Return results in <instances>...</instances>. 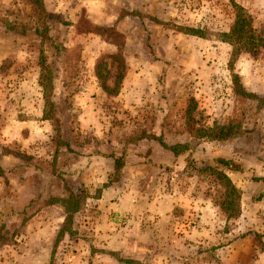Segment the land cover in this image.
<instances>
[{"label":"rangeland","instance_id":"rangeland-1","mask_svg":"<svg viewBox=\"0 0 264 264\" xmlns=\"http://www.w3.org/2000/svg\"><path fill=\"white\" fill-rule=\"evenodd\" d=\"M237 9L264 39V0H0V264H264V47L221 40ZM39 117L46 139L17 125ZM216 158L228 197L196 172ZM107 185L170 219L136 237L149 212Z\"/></svg>","mask_w":264,"mask_h":264},{"label":"crops","instance_id":"crops-1","mask_svg":"<svg viewBox=\"0 0 264 264\" xmlns=\"http://www.w3.org/2000/svg\"><path fill=\"white\" fill-rule=\"evenodd\" d=\"M30 90H32V86L29 87ZM14 121V120H13ZM17 121V120H15ZM21 127H28V128H32V127H35L36 130H39V132L41 131L42 133V130H46V125H47V119H44V118H30V119H22L21 121H17V125H21ZM27 132H30V130L28 129H23V134H26ZM43 135V139H44V134L42 133ZM46 139V137H45ZM22 143H31V140L29 137H25V135L22 136V139H21ZM36 146L35 148L36 149H39V151H41L40 149L43 148L44 146V142L42 141H38L35 143ZM29 146H32V143L31 145ZM48 146V145H47ZM38 151V150H37ZM55 151V149H54ZM44 152V151H42ZM166 152H168L166 150ZM13 158V157H12ZM29 169L31 170V168L29 167H24V170L26 172H33L32 170L29 171ZM131 170H134L133 166L130 168ZM35 171V170H34ZM110 188L108 185L107 187H105V189H103V192L101 193L102 197H99V199H97V201L99 202L98 206L100 207H113L114 210H116L117 212L119 211L118 209H120L121 211L122 210H130L133 214L135 212H137L135 210L136 207H141L142 209H144L145 211H148L149 214L147 215L148 218H150L151 220H142V218H140V220H137V222H135L134 224L131 225L132 221L131 220H127L126 221V224H129L131 226H133L134 228V234L136 237H149V234H151V228H150V225H153V229H157V226H155V224L162 218L165 219L166 221L168 219H170V215H171V209L173 207V202L171 200H169L168 197H162V195L158 192H156V195H159V196H153V194L151 192H146L147 190H142L138 187H135V186H130V187H126V188H129L128 191H121L119 196L113 201V202H110V199L111 197L109 196L110 195ZM105 195L108 194L109 198H105ZM148 194H152V196H146ZM130 195H134V199L132 200H128L129 199V196ZM104 196V197H103ZM118 199V200H117ZM141 214H146L145 212H141ZM110 219H108V217L106 218H99V222L102 223V224H106V225H109ZM125 221V220H124ZM42 226V225H40ZM105 227V226H104ZM125 226L122 228L124 229ZM150 228V229H149ZM42 229L43 230H46V231H49V230H52V227L49 225V223H45L43 224L42 226ZM106 236H107V233H106ZM107 237H110V236H107ZM118 237H122L121 234L118 235ZM118 249H121L120 246L118 247ZM138 248H140V250L142 252H145V251H148L147 250V247L142 245L141 247L138 246Z\"/></svg>","mask_w":264,"mask_h":264},{"label":"trees","instance_id":"trees-1","mask_svg":"<svg viewBox=\"0 0 264 264\" xmlns=\"http://www.w3.org/2000/svg\"><path fill=\"white\" fill-rule=\"evenodd\" d=\"M237 7V6H236ZM240 9L239 7H237ZM237 9V11H238ZM239 12V11H238ZM189 32H195L193 29H188ZM221 40L227 42L231 45H237V47L243 49L247 52H255L259 47H264V39L255 38L252 30L249 27H245V20L242 18L241 13L239 12L233 19V23L227 32H222L220 34ZM157 140L160 145L167 150L169 154L176 157L181 151L184 150L182 144H167L161 138L157 137ZM189 163V162H187ZM190 164V163H189ZM219 166L225 168H235L228 160L223 158H216L212 164L209 162H201V165L196 168V172L200 173L205 171L208 175L214 176V178L219 182V184L224 186L223 196H229L236 191L235 187L229 181L227 176L221 171L218 170ZM204 173V172H203ZM256 180H261L264 184V175L261 177H255ZM259 198L264 200V189L258 195ZM75 200V198H74ZM230 204V200L228 202ZM223 205V204H221ZM73 210L78 209V202H72Z\"/></svg>","mask_w":264,"mask_h":264}]
</instances>
